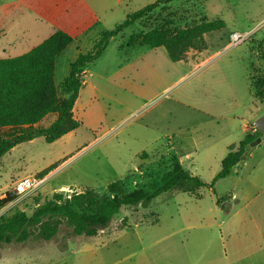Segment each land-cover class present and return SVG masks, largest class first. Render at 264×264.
I'll return each mask as SVG.
<instances>
[{
    "label": "rangeland",
    "instance_id": "obj_1",
    "mask_svg": "<svg viewBox=\"0 0 264 264\" xmlns=\"http://www.w3.org/2000/svg\"><path fill=\"white\" fill-rule=\"evenodd\" d=\"M156 1L0 0V58L28 52L56 29L70 33L75 46L57 58L62 104L69 60L90 51L128 14ZM211 20H223L226 27L207 34V48L191 50L182 61H172L163 47L127 45L132 35ZM235 31L248 39L230 47ZM262 54L264 0H176L156 9L113 38L102 57L81 71L83 86L73 107L82 123L77 130L51 144L36 137L3 156L0 195L55 167L37 191L23 198L14 191L11 210L1 209L0 219L19 210L32 214L54 193L91 191L102 198L115 181L125 192L147 189L161 182L175 156L211 184L229 147L244 138L251 115L248 133L264 113V89L256 85L264 70ZM57 115L58 110L35 128L0 129V141L47 128ZM248 150L251 156L240 159L241 167L213 190H173L149 209L123 208L93 239L61 231L51 241L5 245L0 264H182L177 260L182 247L189 251L183 264H198L216 257L204 254L207 248L264 247V140Z\"/></svg>",
    "mask_w": 264,
    "mask_h": 264
},
{
    "label": "trees",
    "instance_id": "obj_2",
    "mask_svg": "<svg viewBox=\"0 0 264 264\" xmlns=\"http://www.w3.org/2000/svg\"><path fill=\"white\" fill-rule=\"evenodd\" d=\"M176 0H158L127 15L113 29L104 31L90 51L80 53L71 64L69 76L64 82L68 94L60 104L56 86L57 57L74 41V37L63 29H56L28 52L8 58H0V129L35 128L48 115L58 110L54 122L47 128L23 132L0 141V161L18 144L43 136L51 144L77 130L81 121L74 118L73 107L83 81L81 71L102 57L113 38L146 18L160 7ZM226 27L223 20L202 21L175 30L156 28L140 35H132L128 46L146 45L163 47L172 61H182L191 50L207 48L206 35ZM264 61V54H262ZM257 87L264 89V70L257 80ZM263 135L259 130L247 133L239 145H231L221 162V169L211 184L203 181L184 168L178 157H173L172 167L162 175L161 182L147 189L123 191L122 182L108 185L107 195L102 198L91 191L75 192L65 196L54 193L51 199L39 204L32 214L16 211L0 219V248L13 243L28 241L47 242L55 239L61 231L70 236L93 239L107 229L123 208L141 207L149 209L154 200L169 191L193 194L202 188L214 189L216 182L231 175L247 147ZM55 166L44 170V178ZM12 192L0 198V210L15 200Z\"/></svg>",
    "mask_w": 264,
    "mask_h": 264
},
{
    "label": "crops",
    "instance_id": "obj_3",
    "mask_svg": "<svg viewBox=\"0 0 264 264\" xmlns=\"http://www.w3.org/2000/svg\"><path fill=\"white\" fill-rule=\"evenodd\" d=\"M55 32V31H54ZM42 42V41H41ZM75 44V40L61 53H65L71 50V48ZM38 45V44H37ZM35 47V46H34ZM73 54L70 52L69 53V58L72 56ZM58 58V57H57ZM68 58V59H69ZM77 58V56H75L74 60ZM74 60H69L70 65L74 62ZM71 68V66H70ZM56 71H57V60H56ZM252 115H251V120H252ZM250 121H248V124L245 125L243 127V133L244 136L248 133L249 131V127H250ZM38 125H36L35 127H37ZM26 128V127H24ZM264 140V136L261 139V142L258 144L260 145L262 143V141ZM257 145V146H258ZM252 152L250 150H248V157L251 156ZM247 157V159H248ZM2 164V159L0 161V165ZM239 166L241 167V165H238L236 167H234L233 170L237 171V169L239 168ZM9 192V191H7ZM6 192V193H7ZM14 194V190L10 191ZM1 194L0 198H3L5 196V194ZM14 204V203H13ZM13 204L11 203L10 205H8L5 209H8L7 211H10L11 206H13ZM11 216V215H10ZM1 249V248H0ZM166 250H173L172 248H168V249H164ZM210 250H213V252L209 253ZM172 252H168L167 254H171ZM177 253V252H175ZM204 254H215L216 257L211 256L210 258L206 257L202 263H198V264H264V247H252V248H246V249H239V248H231V249H205ZM188 255H189V251L187 248L182 247L180 249V258H178V262L180 261L182 264L185 260L188 261ZM214 261H219L218 263H214ZM113 264H128V263H124V262H115ZM136 264H155L152 262H148V263H136Z\"/></svg>",
    "mask_w": 264,
    "mask_h": 264
},
{
    "label": "built area",
    "instance_id": "obj_4",
    "mask_svg": "<svg viewBox=\"0 0 264 264\" xmlns=\"http://www.w3.org/2000/svg\"><path fill=\"white\" fill-rule=\"evenodd\" d=\"M248 39V35L246 33H241L235 31L231 34L230 37V47H236L242 43H244ZM45 179L39 177H26L19 180L15 186V194L19 198L26 197L34 191H37L40 186L43 184Z\"/></svg>",
    "mask_w": 264,
    "mask_h": 264
},
{
    "label": "water",
    "instance_id": "obj_5",
    "mask_svg": "<svg viewBox=\"0 0 264 264\" xmlns=\"http://www.w3.org/2000/svg\"><path fill=\"white\" fill-rule=\"evenodd\" d=\"M255 127L264 136V113L261 114L259 117H257V119L255 120ZM263 136H261L259 139L255 140V141H253L250 144V147H255L256 145H258L261 142V139H262ZM247 155H248V151H245L244 154L241 156V160H243ZM236 166H238V164Z\"/></svg>",
    "mask_w": 264,
    "mask_h": 264
}]
</instances>
